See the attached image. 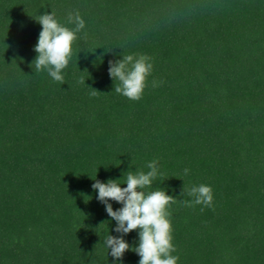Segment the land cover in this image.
<instances>
[{"label":"trees","instance_id":"obj_1","mask_svg":"<svg viewBox=\"0 0 264 264\" xmlns=\"http://www.w3.org/2000/svg\"><path fill=\"white\" fill-rule=\"evenodd\" d=\"M52 10L87 25L63 84L31 67ZM134 53L154 64L138 102L109 75ZM154 159L145 191L178 199L177 264H264V0H0V264H139L109 255L120 234L92 184ZM199 184L213 207L183 204Z\"/></svg>","mask_w":264,"mask_h":264},{"label":"clouds","instance_id":"obj_2","mask_svg":"<svg viewBox=\"0 0 264 264\" xmlns=\"http://www.w3.org/2000/svg\"><path fill=\"white\" fill-rule=\"evenodd\" d=\"M35 21L42 26V31L34 48L38 55L31 67L35 66L36 71H46L55 82L63 84V70L69 66L74 54V42L80 39L79 34L86 29V21L79 10L70 11L67 15L68 24L73 25L71 28L57 19L54 10L51 14L45 12L39 15ZM153 71L152 57L146 54H128L121 59L109 61V75L115 82L114 92L133 102L143 98ZM97 93L99 92L92 89V95ZM146 167L149 169L147 172L130 170L125 173L124 183H121L122 180L110 179L105 183L97 178L93 179L92 187L98 192L97 199L105 206L108 216L116 222L114 231L120 234H109L104 243L109 249V255L117 262L123 260L126 252L132 251L140 257L139 264H177L179 256L172 255L177 248L174 245L171 206L178 199L163 189L146 192L145 189L163 176L158 159L148 162ZM188 172L189 169L185 168L184 174L187 175ZM184 194L185 186L182 190V195ZM187 195L193 198L191 201H183L187 207H213L214 190L209 185H193L187 189ZM110 201L119 203L122 207L114 210ZM105 223L108 222L100 226ZM135 230H139V241L133 247L124 237Z\"/></svg>","mask_w":264,"mask_h":264}]
</instances>
